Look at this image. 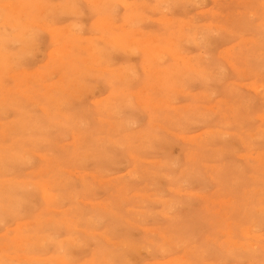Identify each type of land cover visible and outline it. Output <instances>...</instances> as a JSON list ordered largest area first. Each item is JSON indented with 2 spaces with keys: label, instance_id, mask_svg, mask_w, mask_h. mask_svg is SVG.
I'll return each mask as SVG.
<instances>
[{
  "label": "rangeland",
  "instance_id": "1",
  "mask_svg": "<svg viewBox=\"0 0 264 264\" xmlns=\"http://www.w3.org/2000/svg\"><path fill=\"white\" fill-rule=\"evenodd\" d=\"M0 264H264V0H0Z\"/></svg>",
  "mask_w": 264,
  "mask_h": 264
},
{
  "label": "bare ground",
  "instance_id": "2",
  "mask_svg": "<svg viewBox=\"0 0 264 264\" xmlns=\"http://www.w3.org/2000/svg\"><path fill=\"white\" fill-rule=\"evenodd\" d=\"M191 137V136H190Z\"/></svg>",
  "mask_w": 264,
  "mask_h": 264
}]
</instances>
